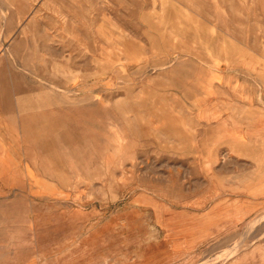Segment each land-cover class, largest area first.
Masks as SVG:
<instances>
[{
  "label": "rangeland",
  "instance_id": "1",
  "mask_svg": "<svg viewBox=\"0 0 264 264\" xmlns=\"http://www.w3.org/2000/svg\"><path fill=\"white\" fill-rule=\"evenodd\" d=\"M0 81V264H264V0H0Z\"/></svg>",
  "mask_w": 264,
  "mask_h": 264
},
{
  "label": "crops",
  "instance_id": "2",
  "mask_svg": "<svg viewBox=\"0 0 264 264\" xmlns=\"http://www.w3.org/2000/svg\"><path fill=\"white\" fill-rule=\"evenodd\" d=\"M8 88H12L15 90V92H17V90L18 91L20 90L21 85H20L19 89H16V85L14 82L9 83V85L6 87V85H4V82L0 81V131L5 130L3 125H5V126L7 125V127H6L7 131H13V130L22 131L23 127H21V126H22L23 121L21 124H19V121H21V119H23V114H22V111L20 110V104H18V101L22 97H20V95L18 96L17 94L13 93L14 99L10 98L11 102H10L9 107L13 106L15 108L13 111H7L5 98L8 97V95L5 94V92L8 91ZM255 122H256L255 124H260L261 126H264V117L262 116L259 119L255 118ZM223 129H225L222 131L223 136L225 138L222 140L220 139V144H219L220 147H230V146H232V143H234L233 146H237V147H240L243 145L242 142H245V140L241 139V137L243 136V134H245V133H243L244 131L247 132L246 129H244V131L238 130L235 127H230L228 129L223 128ZM1 146H6V145L0 144V147ZM210 224H208L207 227ZM212 228L207 229L208 231H210L207 233L208 236L211 233L213 234V232L218 231L217 225L212 224ZM199 229H201V228L199 227ZM204 231L205 230H203V233H204ZM188 237H190V236H188ZM184 238H186V237H184Z\"/></svg>",
  "mask_w": 264,
  "mask_h": 264
}]
</instances>
